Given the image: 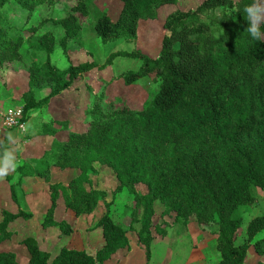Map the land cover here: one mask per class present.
<instances>
[{
	"label": "trees",
	"instance_id": "16d2710c",
	"mask_svg": "<svg viewBox=\"0 0 264 264\" xmlns=\"http://www.w3.org/2000/svg\"><path fill=\"white\" fill-rule=\"evenodd\" d=\"M92 1L0 0V65L23 67L28 73L27 89L21 95L22 121L69 89L80 74L104 70L117 56L138 59L140 65L103 79L104 84L120 79L131 85L151 74L156 84L138 110L114 102L104 105L100 103L105 99L103 93L96 92L88 102L90 120L80 131L70 130L68 119L62 116L50 121L51 128L67 133L64 140L54 141L55 165L77 168L79 174L67 187L49 184L51 203L42 224L56 222L53 211L60 186L66 192L65 206L75 215L90 214L97 208L105 193L88 190L86 184L93 163L98 162L110 167L119 181L118 189L125 188L133 197V220L139 223L136 241L144 251L146 264L151 258L152 228H157L153 223L156 202L163 205L164 213L174 212L176 218L217 225L220 259L215 264H244L250 246L264 260V215L252 218L243 242H235L241 224L238 208L253 203L251 186L264 189V41L250 39L243 14L252 0H200L192 9L168 14L155 58L138 50L117 52L101 64L84 62L60 73L48 59L39 66L23 57L25 32L33 33L48 22L62 27L64 36L57 44L64 53L80 48L81 32L91 22ZM120 1L115 20L102 14L94 23L102 42L122 37L134 40L141 21L156 19L161 6L177 2ZM58 7L62 15L55 18ZM32 17L35 23L25 28ZM52 43L51 38L43 36L37 45L49 53ZM40 86H47L50 92L36 98L35 89ZM28 174L19 172L20 177ZM39 176L48 181V169ZM137 184L144 185V191L138 190ZM9 190L10 198L17 203L15 183ZM105 207L96 224L103 242L94 253L62 246L49 260L50 254L37 240L27 237L23 244L29 258L24 264H104L129 245L127 229L112 219L109 203ZM29 217L23 210H3L0 242L11 237V222ZM160 233L165 235L164 230ZM0 264L21 263L15 252L0 250Z\"/></svg>",
	"mask_w": 264,
	"mask_h": 264
},
{
	"label": "rangeland",
	"instance_id": "374dc122",
	"mask_svg": "<svg viewBox=\"0 0 264 264\" xmlns=\"http://www.w3.org/2000/svg\"><path fill=\"white\" fill-rule=\"evenodd\" d=\"M200 0H177L175 4H165L157 10V18L143 20L139 23L134 40L122 38L114 41L102 42L94 31V23L102 14L115 20L121 8L120 0H94L90 4L91 22L81 32L82 45L80 48H70L64 53L57 42L64 36L61 26L48 22L33 33L25 32L26 42L22 45L21 53L25 59H32L42 66L49 61L58 72L63 73L69 66L84 62L95 61L101 64L111 53L131 52L138 50L151 58L159 54L161 40L164 33L163 23L168 14L176 10H188L196 6ZM61 9H55L53 16L59 18ZM34 17L25 25H33ZM46 36L53 40L51 52L40 49L38 42ZM140 65L138 59L127 56H117L112 64L104 70H91L80 74L72 86L52 98L48 104L29 113L27 121L19 127L5 125V117L9 111L20 109L23 104L22 93L27 89L28 73L23 67L11 69L0 65V141L15 150L17 167L7 176L0 179V220L2 211L12 213L23 210L30 214L28 219L18 218L8 226L12 235L0 242V250L13 251L19 263L24 264L29 253L23 244L27 237L37 240L39 246L53 258L62 246L84 249L94 253L103 242L101 229L96 227L98 220L105 212V204L109 203L112 219L127 229L129 245L118 250L114 258L116 264H146L144 251L138 247L136 230L139 223L133 220L136 210L132 195L125 189H118L119 181L112 169L98 162L93 163L89 171L88 190H100L105 193L104 200L90 214L75 215L65 206V194L61 186L56 190L53 219L55 224L44 226L43 219L51 203L49 184L68 186L70 180L79 174L77 168L57 167L55 161L56 145L54 141L64 140L66 131H57L50 127V121L62 116L68 119V128L80 131L87 126L90 116L87 114L88 102L96 92L103 93L100 103L114 102L116 106L127 105L138 110L149 94L156 89L154 75L142 77L131 85H125L120 79H113L108 85L103 79L109 80L129 70H136ZM64 78L67 76L64 75ZM50 92L47 86L35 89L36 98H42ZM48 130V131H47ZM47 131V132H46ZM12 135L14 143L7 145L6 137ZM48 169L49 180L42 176ZM30 173L20 177L19 172ZM39 174V175H38ZM23 177H26L23 179ZM19 179L18 184H16ZM15 183L18 202L10 198L9 185ZM138 190L144 191V185H136ZM254 197L253 203L241 205L237 214L241 217V224L237 230L236 243L243 242L246 236L248 222L260 215H264V189L250 187ZM69 195V194H67ZM155 213L152 228L153 241L151 243L152 264H215L220 259L216 249L217 225L214 222L198 224L193 218L184 220L176 218L175 213H164L160 202L154 205ZM165 231V235L160 233ZM129 258H128V257ZM128 259V260H127ZM120 261V262H119ZM109 264H114L110 262ZM244 264H264L263 258L253 247L247 250Z\"/></svg>",
	"mask_w": 264,
	"mask_h": 264
},
{
	"label": "clouds",
	"instance_id": "9594fccd",
	"mask_svg": "<svg viewBox=\"0 0 264 264\" xmlns=\"http://www.w3.org/2000/svg\"><path fill=\"white\" fill-rule=\"evenodd\" d=\"M236 12V10H233ZM243 14L247 21L246 32L253 41H264V0H252L243 8ZM7 145L13 144L14 137H6ZM17 157L12 147L6 146L0 141V179L14 171L17 167Z\"/></svg>",
	"mask_w": 264,
	"mask_h": 264
},
{
	"label": "built area",
	"instance_id": "2783aa9c",
	"mask_svg": "<svg viewBox=\"0 0 264 264\" xmlns=\"http://www.w3.org/2000/svg\"><path fill=\"white\" fill-rule=\"evenodd\" d=\"M22 121V108L15 111H9L5 117V125L9 127L21 128L24 124Z\"/></svg>",
	"mask_w": 264,
	"mask_h": 264
},
{
	"label": "crops",
	"instance_id": "0c3cea01",
	"mask_svg": "<svg viewBox=\"0 0 264 264\" xmlns=\"http://www.w3.org/2000/svg\"><path fill=\"white\" fill-rule=\"evenodd\" d=\"M26 177H23V179H25ZM116 254V253H115ZM115 254H113L112 256H111V258L110 259H108L107 261H105L104 262V264H109L110 262H114V264H116V262H117V260L118 259H116V258H114V256H115ZM128 257V256H127ZM129 258V257H128ZM128 260V259H127ZM120 262V261H119ZM121 264H122V262H120ZM153 263V261H151V263L150 264H152ZM118 264V263H117Z\"/></svg>",
	"mask_w": 264,
	"mask_h": 264
}]
</instances>
